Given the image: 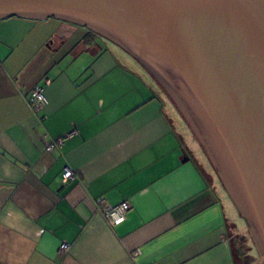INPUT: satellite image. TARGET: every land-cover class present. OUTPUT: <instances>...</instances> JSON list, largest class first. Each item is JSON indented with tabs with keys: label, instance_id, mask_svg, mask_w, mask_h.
I'll use <instances>...</instances> for the list:
<instances>
[{
	"label": "crops",
	"instance_id": "obj_1",
	"mask_svg": "<svg viewBox=\"0 0 264 264\" xmlns=\"http://www.w3.org/2000/svg\"><path fill=\"white\" fill-rule=\"evenodd\" d=\"M103 39L54 18L0 21V264H242V225L201 145L156 80ZM97 199L127 201L124 221L109 223Z\"/></svg>",
	"mask_w": 264,
	"mask_h": 264
},
{
	"label": "water",
	"instance_id": "obj_2",
	"mask_svg": "<svg viewBox=\"0 0 264 264\" xmlns=\"http://www.w3.org/2000/svg\"><path fill=\"white\" fill-rule=\"evenodd\" d=\"M8 17L74 23L139 63L246 224L252 264H264V0H0Z\"/></svg>",
	"mask_w": 264,
	"mask_h": 264
},
{
	"label": "built area",
	"instance_id": "obj_3",
	"mask_svg": "<svg viewBox=\"0 0 264 264\" xmlns=\"http://www.w3.org/2000/svg\"><path fill=\"white\" fill-rule=\"evenodd\" d=\"M49 80L44 78V83L47 84ZM27 103L29 107L34 110H40L44 105L47 104V98L44 93V86L43 85H35L31 90L27 97ZM74 131L68 133L65 137H61L55 140L49 141L45 145V150L50 151L53 147H59L66 137L71 136ZM72 177V170L66 168L62 174V181L65 182L69 178ZM97 210L102 214V216L112 225H118L124 221L126 217L127 209L129 208V203L127 201H122L115 205H108L104 202L103 199L96 200ZM59 250L61 252H67L68 244L61 243L59 246ZM138 253V251H136Z\"/></svg>",
	"mask_w": 264,
	"mask_h": 264
},
{
	"label": "flooded vegetation",
	"instance_id": "obj_4",
	"mask_svg": "<svg viewBox=\"0 0 264 264\" xmlns=\"http://www.w3.org/2000/svg\"><path fill=\"white\" fill-rule=\"evenodd\" d=\"M91 33L93 35L97 36L99 39H103L102 36H100L94 32H91ZM231 241L233 244V248L236 251V254L238 255L241 262L242 263L246 262L247 264H252L255 256H252L250 254L251 252H254L253 248L251 246L252 243L250 241V237L248 236V238H247L245 235L237 233L236 235L231 237ZM249 241H250V243H249ZM251 260H253V261L250 262Z\"/></svg>",
	"mask_w": 264,
	"mask_h": 264
},
{
	"label": "rangeland",
	"instance_id": "obj_5",
	"mask_svg": "<svg viewBox=\"0 0 264 264\" xmlns=\"http://www.w3.org/2000/svg\"><path fill=\"white\" fill-rule=\"evenodd\" d=\"M163 90V89H162ZM163 92H165L164 90H163ZM168 96V95H167ZM169 97V96H168ZM169 99H170V97H169ZM171 100V99H170ZM172 101V100H171ZM173 102V101H172ZM175 105V104H174ZM176 107V106H175ZM177 108V107H176ZM179 111V110H178ZM180 113V112H179ZM181 114V113H180ZM197 149V148H196ZM199 149H200V147H199ZM198 149V151L197 152H199L200 153V151H201V149L199 150ZM226 199H227V202H228V204H229V206H230V211H231V216L234 218V219H236L237 220V223H238V225L239 226H241L242 225V227H241V229L240 230H237L236 232L237 233H239V234H243V235H245L247 238H248V236H249V234H248V230H247V226H246V224L245 223H243V219L239 216L238 217V214H237V211H236V208L234 207V205L229 201V199L227 198V197H225ZM238 217V218H237ZM234 222H235V220H234ZM236 223V224H237ZM249 243H250V241H249ZM252 245V244H251ZM253 251H254V249H253ZM255 251L254 252H251L250 254L252 255V256H255Z\"/></svg>",
	"mask_w": 264,
	"mask_h": 264
},
{
	"label": "trees",
	"instance_id": "obj_6",
	"mask_svg": "<svg viewBox=\"0 0 264 264\" xmlns=\"http://www.w3.org/2000/svg\"><path fill=\"white\" fill-rule=\"evenodd\" d=\"M88 31H89V32H92V31H90V30H88ZM243 223H244V222H243ZM234 255H235L236 258H239L238 255L236 254V251H235V250H234ZM252 261H253V260H251L250 262H252Z\"/></svg>",
	"mask_w": 264,
	"mask_h": 264
}]
</instances>
